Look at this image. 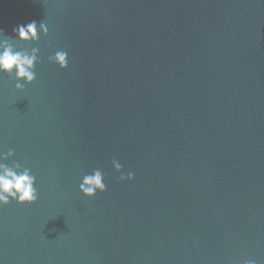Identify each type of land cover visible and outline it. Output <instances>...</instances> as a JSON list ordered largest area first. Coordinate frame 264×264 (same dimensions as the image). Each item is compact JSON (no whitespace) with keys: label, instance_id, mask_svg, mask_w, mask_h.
I'll use <instances>...</instances> for the list:
<instances>
[{"label":"water","instance_id":"water-1","mask_svg":"<svg viewBox=\"0 0 264 264\" xmlns=\"http://www.w3.org/2000/svg\"><path fill=\"white\" fill-rule=\"evenodd\" d=\"M33 20L0 152L38 199L0 207V264H264V0H0L5 38Z\"/></svg>","mask_w":264,"mask_h":264},{"label":"clouds","instance_id":"clouds-1","mask_svg":"<svg viewBox=\"0 0 264 264\" xmlns=\"http://www.w3.org/2000/svg\"><path fill=\"white\" fill-rule=\"evenodd\" d=\"M14 38H5L3 30L0 29V74H7L16 81L14 87L22 91L25 84L31 83L35 77V65L39 62L37 47L31 49L17 48L12 39L21 42H36L40 34H48V26L44 21L37 23L33 20L27 24L17 25L12 29ZM68 53L64 50H57L48 57V60L55 63L59 68L67 67ZM22 81V82H21ZM14 155L9 149L7 152H0V207L7 205L11 200L17 204H31L38 199V192L35 185L36 177L31 169L13 161L5 163ZM112 166L117 172H121L122 165L117 160L112 161ZM120 180L133 179V173H121ZM104 173L100 169H93L90 174H84L78 185L79 191L87 197L96 195L97 191L103 192L106 185L103 182ZM242 264H257L255 259H244Z\"/></svg>","mask_w":264,"mask_h":264}]
</instances>
